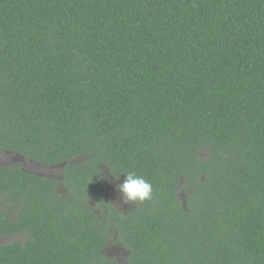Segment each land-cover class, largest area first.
Returning a JSON list of instances; mask_svg holds the SVG:
<instances>
[{
	"label": "trees",
	"instance_id": "obj_1",
	"mask_svg": "<svg viewBox=\"0 0 264 264\" xmlns=\"http://www.w3.org/2000/svg\"><path fill=\"white\" fill-rule=\"evenodd\" d=\"M0 147L70 192L0 164V236L30 233L0 264H107L110 233L130 264H264V0H0ZM121 171L154 189L126 217Z\"/></svg>",
	"mask_w": 264,
	"mask_h": 264
},
{
	"label": "flooded vegetation",
	"instance_id": "obj_2",
	"mask_svg": "<svg viewBox=\"0 0 264 264\" xmlns=\"http://www.w3.org/2000/svg\"><path fill=\"white\" fill-rule=\"evenodd\" d=\"M0 150L4 151L3 158L2 159L0 158V164L2 166L8 167V166L20 165V163L6 164V162H8L6 160L7 158H11L12 159L11 161L13 162L22 160L24 164H26L27 166L28 165L30 166V167L22 166L24 170L30 173H33L35 175L46 176L52 179H56L57 180L56 185H57L58 191L63 195L62 199L65 200L64 208H65V205H68L70 192L68 189L65 188L66 186L63 181V170L66 164L63 165V163H60V164L54 165V164L42 163V162L35 161L17 151L7 150L1 147H0ZM4 155H7V156L4 157ZM28 162L32 164H29ZM57 169L61 170V173L58 176L54 175V171ZM124 177L125 176H121L119 180H116L112 177V179L109 180L110 184L108 185V188L110 190V202L117 210H119L122 214H124V217H126L130 212H132L136 208V205L135 204H124L121 198V194L116 190V184L122 182ZM61 186L64 187L63 190ZM19 201L21 200L19 199ZM89 203H90V208H93L96 211L97 215L100 218H102L103 217L102 209H101L102 207L97 206V204L94 201H90ZM9 204L10 203H7V201L3 198L2 201L0 202V209L6 214L9 213L10 218H14L16 216V212H18V209H20L22 205L20 203L17 205V207H13V206H9ZM14 204H17V203L14 202ZM29 235L30 233L25 229L14 232V233L5 234L3 236H0V241H1L0 246L7 244L9 242H12V241H16V240L26 242L28 239H30ZM120 239L121 238L119 237L117 233L114 236H112V233H110V237L106 245L103 247V252L109 260L107 264H130L129 257L132 253V250L127 245H125ZM95 264H104V263H99V261H96Z\"/></svg>",
	"mask_w": 264,
	"mask_h": 264
},
{
	"label": "clouds",
	"instance_id": "obj_3",
	"mask_svg": "<svg viewBox=\"0 0 264 264\" xmlns=\"http://www.w3.org/2000/svg\"><path fill=\"white\" fill-rule=\"evenodd\" d=\"M125 173L122 182L116 184V190L121 194L124 204H143L153 199L154 189L150 180L143 175H138L135 171H121ZM113 178L119 180L120 177L113 173Z\"/></svg>",
	"mask_w": 264,
	"mask_h": 264
},
{
	"label": "rangeland",
	"instance_id": "obj_4",
	"mask_svg": "<svg viewBox=\"0 0 264 264\" xmlns=\"http://www.w3.org/2000/svg\"><path fill=\"white\" fill-rule=\"evenodd\" d=\"M3 152H4V151H1V150H0V158H1V159L3 158ZM5 153H6V152H5ZM5 153H4V154H5ZM5 156H7V155H4V157H5ZM6 160L8 161V162H6V164L20 163V165H17V166H21V167H22V166H23V167H28V166H29V165L27 166L26 164H24V162H23L22 160H20L21 162H20V161H14V162H13V161H11V160H12L11 158H7ZM2 161H3V160H2ZM28 163H29V162H28ZM29 164H32V163H29ZM33 165H35V164H33ZM29 167H30V166H29ZM31 168H32V167H31ZM60 173H61V170H58V169H57V170L54 171V175H56V176L60 175ZM61 188H62V190L64 189L63 186H61ZM65 188L68 189L67 187H65ZM0 243H1V241H0Z\"/></svg>",
	"mask_w": 264,
	"mask_h": 264
},
{
	"label": "water",
	"instance_id": "obj_5",
	"mask_svg": "<svg viewBox=\"0 0 264 264\" xmlns=\"http://www.w3.org/2000/svg\"><path fill=\"white\" fill-rule=\"evenodd\" d=\"M67 164V162H63V165Z\"/></svg>",
	"mask_w": 264,
	"mask_h": 264
}]
</instances>
